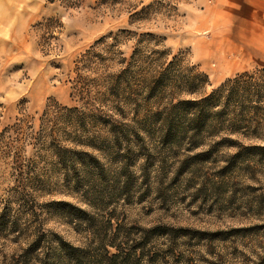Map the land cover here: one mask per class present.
I'll return each mask as SVG.
<instances>
[{"label": "rangeland", "instance_id": "obj_1", "mask_svg": "<svg viewBox=\"0 0 264 264\" xmlns=\"http://www.w3.org/2000/svg\"><path fill=\"white\" fill-rule=\"evenodd\" d=\"M256 7L264 0H0V264L96 244L109 219L139 264H264V116L258 132L229 136L235 146H215L221 133L193 145L157 117L170 89L148 93L141 70L117 78L146 34L167 63L208 77L176 101L263 69ZM138 48L143 58L153 46ZM13 125L21 140L2 139Z\"/></svg>", "mask_w": 264, "mask_h": 264}, {"label": "trees", "instance_id": "obj_2", "mask_svg": "<svg viewBox=\"0 0 264 264\" xmlns=\"http://www.w3.org/2000/svg\"><path fill=\"white\" fill-rule=\"evenodd\" d=\"M48 1L52 3L57 0ZM60 1L70 8L79 7L84 2V0ZM142 39L137 41L130 61L120 71L117 78L125 76L131 71L135 76L137 70H141L147 76H142L138 82L145 86L148 93L152 92V95L156 96L155 94L164 93L167 89L172 91V97L165 108L167 114L157 115L162 123L167 124L168 133L172 132L180 136L191 133L190 141L194 143L193 145L199 143L203 134L214 136L221 133L223 136L215 146L232 147L236 143L229 136L247 135L259 131L264 116V68L236 74L234 77L226 79L207 95L176 101L178 93L193 95L200 92L203 87L208 85L207 75L199 72L196 67L181 68L180 60L176 56H173L167 63L165 59L170 53L165 49H155L161 46L156 36L146 34L142 36ZM142 42L153 46V48H149L147 55L143 58H141L138 48ZM139 62L146 65L144 69L139 66ZM108 77L110 81L115 78L114 75ZM217 107L219 110L213 111ZM64 110L68 113L77 112L76 108H64ZM171 126L176 129H172ZM10 129L3 132L2 139L20 141L21 127L13 125ZM32 136L29 137L32 138ZM3 143L6 142L2 141L0 145ZM66 152L70 151L56 148L54 153L56 157H61V154ZM75 211L80 216H88L80 209H75ZM87 222L88 226L92 227L91 223L89 224V219L86 220ZM103 224L107 226L105 229L108 231L104 230L103 235L97 236L96 244L90 243L88 246L80 248L59 241L58 251L48 253L44 264H139L140 257L136 252L137 249L132 243H129L126 236L120 233L121 225L115 223L114 226L110 219ZM92 234L94 236L93 232ZM39 240V238H35L33 242L35 251L40 249Z\"/></svg>", "mask_w": 264, "mask_h": 264}, {"label": "crops", "instance_id": "obj_3", "mask_svg": "<svg viewBox=\"0 0 264 264\" xmlns=\"http://www.w3.org/2000/svg\"><path fill=\"white\" fill-rule=\"evenodd\" d=\"M256 10V11H255ZM254 10V14H259L260 16L261 15H264V8L263 9H258L257 7L255 8ZM252 10H248L246 13H245V17H246V20L247 22L250 24L251 20H252V23L253 24H256V21L254 20V14H253V17H252ZM257 28V26L255 27Z\"/></svg>", "mask_w": 264, "mask_h": 264}]
</instances>
